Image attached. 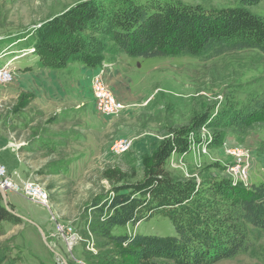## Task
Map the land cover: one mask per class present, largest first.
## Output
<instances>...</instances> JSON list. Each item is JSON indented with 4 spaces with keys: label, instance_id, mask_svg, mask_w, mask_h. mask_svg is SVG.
<instances>
[{
    "label": "rangeland",
    "instance_id": "374dc122",
    "mask_svg": "<svg viewBox=\"0 0 264 264\" xmlns=\"http://www.w3.org/2000/svg\"><path fill=\"white\" fill-rule=\"evenodd\" d=\"M84 1L0 0V76H5L0 77V164L18 184L41 183L50 195L49 208L7 195L10 212L22 223L0 225V250H9L14 264H95L100 253L127 250L112 244L100 248L107 241L94 232L93 206L113 195L115 182L110 177L118 172L131 182L143 180L145 163L171 131L187 126L194 115L219 113L228 100L241 108L264 93V54L251 50L206 61L122 55L115 61V71L111 62L97 68L78 63L62 70L40 67L32 47L34 30ZM171 1L207 11L235 9L244 3ZM245 8L264 16V0ZM97 75L124 104L117 115L104 116L96 110L92 78ZM213 131L203 129L202 143L170 157L166 168L171 175L199 183L228 179L244 186L264 184V121L218 129L224 133L219 147L209 145ZM117 139L131 142L127 153L110 150ZM250 230L248 251L212 264H264V229ZM111 234L177 235L172 222L160 215L117 227ZM119 262L138 264L127 255ZM148 264L180 263L153 258Z\"/></svg>",
    "mask_w": 264,
    "mask_h": 264
},
{
    "label": "trees",
    "instance_id": "16d2710c",
    "mask_svg": "<svg viewBox=\"0 0 264 264\" xmlns=\"http://www.w3.org/2000/svg\"><path fill=\"white\" fill-rule=\"evenodd\" d=\"M87 0L34 30L33 48L40 67L62 70L71 64L97 68L119 56L134 59L193 57L204 61L236 51L264 54V16L243 6L205 10L165 0ZM264 121V93L238 107L226 101L217 114L194 115L187 126L171 131L145 163L144 178L129 181L115 172L110 199L93 206L94 232L107 241L95 264H121L129 256L138 264L166 258L180 264H212L248 251L252 231L264 229V184L244 186L225 180L174 178L167 170L173 154H186L202 143L201 131L212 129L211 147L223 142L222 131ZM160 215L175 227V237L112 235L117 227L136 225ZM16 225L0 196V225ZM9 250H0V264H14ZM6 262V263H5Z\"/></svg>",
    "mask_w": 264,
    "mask_h": 264
},
{
    "label": "built area",
    "instance_id": "2783aa9c",
    "mask_svg": "<svg viewBox=\"0 0 264 264\" xmlns=\"http://www.w3.org/2000/svg\"><path fill=\"white\" fill-rule=\"evenodd\" d=\"M92 96L96 110L101 115L114 116L124 109V104L107 87L102 75L92 78ZM130 148L131 142L128 139H117L112 142L110 150L116 155H122L127 153ZM9 193L27 198L36 205L50 207L49 191L43 184L33 181L18 184L10 177L6 168L0 164V195L3 198V195L7 196ZM60 231H63L62 227ZM73 242L74 240L70 241L69 246H72Z\"/></svg>",
    "mask_w": 264,
    "mask_h": 264
},
{
    "label": "water",
    "instance_id": "95a60500",
    "mask_svg": "<svg viewBox=\"0 0 264 264\" xmlns=\"http://www.w3.org/2000/svg\"><path fill=\"white\" fill-rule=\"evenodd\" d=\"M3 200L5 203L6 208L8 209V211H10L9 207L7 206V196L3 195ZM13 212V211H12ZM14 214V213H13ZM16 215V214H15ZM38 227V226H37ZM39 231L41 232V234L43 235L44 240H46V237L44 236V233L42 232V230L40 229V227H38Z\"/></svg>",
    "mask_w": 264,
    "mask_h": 264
},
{
    "label": "crops",
    "instance_id": "0c3cea01",
    "mask_svg": "<svg viewBox=\"0 0 264 264\" xmlns=\"http://www.w3.org/2000/svg\"><path fill=\"white\" fill-rule=\"evenodd\" d=\"M124 56V55H123ZM122 56V57H123ZM113 65V67H112V71H115V68H116V63L114 62V64H112ZM115 74V73H114Z\"/></svg>",
    "mask_w": 264,
    "mask_h": 264
},
{
    "label": "bare ground",
    "instance_id": "6f19581e",
    "mask_svg": "<svg viewBox=\"0 0 264 264\" xmlns=\"http://www.w3.org/2000/svg\"><path fill=\"white\" fill-rule=\"evenodd\" d=\"M0 77L3 78V77H5V76L1 75Z\"/></svg>",
    "mask_w": 264,
    "mask_h": 264
}]
</instances>
